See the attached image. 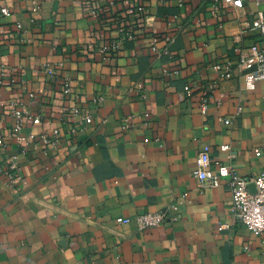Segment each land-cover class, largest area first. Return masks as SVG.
<instances>
[{
    "label": "crops",
    "instance_id": "1",
    "mask_svg": "<svg viewBox=\"0 0 264 264\" xmlns=\"http://www.w3.org/2000/svg\"><path fill=\"white\" fill-rule=\"evenodd\" d=\"M212 1L0 0V165L17 156L22 174L14 186L0 172V264H264V236L234 222L229 180L193 177L205 145L214 162L230 146L246 179L264 173V81L247 89L250 55L238 67L264 46L252 29L264 6L223 0L213 17ZM74 107L93 120L69 137ZM54 129L56 147L43 139ZM147 212L167 220L140 230Z\"/></svg>",
    "mask_w": 264,
    "mask_h": 264
},
{
    "label": "built area",
    "instance_id": "2",
    "mask_svg": "<svg viewBox=\"0 0 264 264\" xmlns=\"http://www.w3.org/2000/svg\"><path fill=\"white\" fill-rule=\"evenodd\" d=\"M260 5L264 6V0H254ZM223 0H213L211 4V14L213 17H218L222 9ZM222 27V26H221ZM252 29L259 32L264 40V12L258 14V17L252 23ZM157 39L153 40L152 50L153 52H161L157 49ZM239 51H242L239 49ZM166 53V50L164 51ZM248 55L255 63V70L247 76V89L250 91L255 90L256 83L264 81V46L259 50H252L251 53L243 52V59L239 64V68H242L247 60ZM217 70L221 73V77L224 79L232 78V71L230 67L222 68L220 65L216 66ZM53 69L47 68L45 73L53 75ZM213 87L208 86L203 91L201 111L203 114L208 112V104L210 100V93ZM186 91H190V87L185 88ZM72 92L70 81H65L63 87L64 95H69ZM95 100V102L101 101ZM17 104H13L12 116L15 119L14 136L18 142L24 141L22 137V131L24 128V113L26 110L23 108V112L16 107ZM242 111V108H238V114ZM34 124L40 123L39 117L30 118ZM69 120L73 126L67 131L69 137H74L78 132L83 131L90 127L92 124V115L88 109L80 110L77 107L72 108L71 116ZM64 121V120H63ZM65 123V122H64ZM226 125L231 124V120H224ZM53 140L43 136L46 145H52L56 147L61 143L63 136L59 129H54ZM1 141V139H0ZM223 151L227 152L228 160L226 162H214L211 156V148L209 145H205L196 159V168L193 172V177L197 181L199 188H219L222 185L224 179L229 180V186L232 193V207L231 212L236 224L242 225L250 229L256 236H264V173L260 174L256 178L246 179L239 175L237 170L232 165L234 156L231 153L230 146H223ZM256 154L259 156L261 152L256 150ZM0 172H4L11 185L16 186L22 181L21 167L18 161V157L14 156L8 161L7 168H3L0 165ZM167 220L166 213L163 212H147L138 215L135 218L140 230L153 229ZM131 219L119 218L118 224H129Z\"/></svg>",
    "mask_w": 264,
    "mask_h": 264
}]
</instances>
